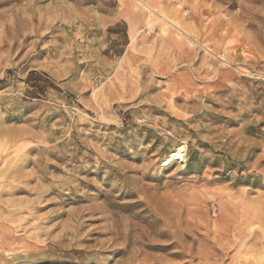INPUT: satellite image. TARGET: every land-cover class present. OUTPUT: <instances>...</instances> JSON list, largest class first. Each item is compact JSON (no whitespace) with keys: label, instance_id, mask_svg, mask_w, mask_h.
<instances>
[{"label":"rangeland","instance_id":"obj_1","mask_svg":"<svg viewBox=\"0 0 264 264\" xmlns=\"http://www.w3.org/2000/svg\"><path fill=\"white\" fill-rule=\"evenodd\" d=\"M0 264H264V0H0Z\"/></svg>","mask_w":264,"mask_h":264},{"label":"bare ground","instance_id":"obj_2","mask_svg":"<svg viewBox=\"0 0 264 264\" xmlns=\"http://www.w3.org/2000/svg\"><path fill=\"white\" fill-rule=\"evenodd\" d=\"M185 155V146H181L177 153L175 154V158H183Z\"/></svg>","mask_w":264,"mask_h":264}]
</instances>
